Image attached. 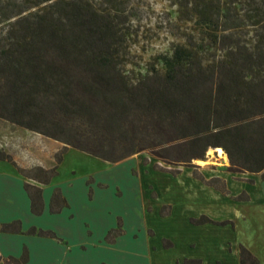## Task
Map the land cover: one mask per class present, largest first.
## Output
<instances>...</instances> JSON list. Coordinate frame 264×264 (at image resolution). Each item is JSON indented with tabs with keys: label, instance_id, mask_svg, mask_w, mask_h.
<instances>
[{
	"label": "trees",
	"instance_id": "16d2710c",
	"mask_svg": "<svg viewBox=\"0 0 264 264\" xmlns=\"http://www.w3.org/2000/svg\"><path fill=\"white\" fill-rule=\"evenodd\" d=\"M129 1L0 0V121L62 145L49 169H22L0 148V161L26 180L23 189L35 216L43 212L42 186L58 175L71 148L110 164L147 152L173 167H192L220 148L227 172L264 182V0H170L189 31L181 32L183 41L168 53L154 56L144 73L126 69ZM192 177L228 194L220 178L195 171ZM68 207L61 190L53 189L49 213ZM189 221L232 225L206 215ZM0 232L62 242L50 230L23 232L20 220L0 224ZM123 234L118 217L104 241L113 244ZM238 248L239 264H259L247 248ZM28 259L24 246L19 258L3 262Z\"/></svg>",
	"mask_w": 264,
	"mask_h": 264
},
{
	"label": "rangeland",
	"instance_id": "374dc122",
	"mask_svg": "<svg viewBox=\"0 0 264 264\" xmlns=\"http://www.w3.org/2000/svg\"><path fill=\"white\" fill-rule=\"evenodd\" d=\"M127 12L126 51L129 64L126 69L135 73H144L154 56L168 53L173 43L183 41L181 32L189 31L190 25L184 26L177 21L176 7L170 0H130ZM61 147L60 143L51 139L0 121V148L10 154L22 169L35 166L52 168L55 153ZM224 155L210 149L206 159L194 161L192 167H173L157 161L147 152L110 164L71 148L63 156L58 175L47 185L51 191L59 188L70 207L62 214L63 209L59 213L61 215L48 212L38 217L30 214L21 193L19 184L25 180L12 164L0 161V220H20L22 224L24 222L25 229H47L58 238L61 237L59 232L64 236L61 237L62 242L72 250L68 258L80 261L84 257L85 264L132 263L142 250L148 252L145 245L160 247L162 238L169 239L174 245L162 257L190 258L195 255L189 245L190 240L199 242L196 235L202 232L198 231L201 227L192 225L189 220L204 213L217 217L214 211L218 213L220 209L215 197L222 198L213 189L194 180L193 171L205 179L225 178L227 195L231 197V192H235V187L245 177L225 170L228 162ZM160 169H177L179 174L173 177ZM166 206L170 207L169 214L161 216L160 211ZM245 209L254 212L246 216ZM238 210L236 227L232 229L229 225L225 233L215 231L214 234L218 233L222 239L230 236L227 244L253 247L262 244L257 255L259 263L264 264V207L254 203L248 208L238 206ZM244 215L245 220L242 218ZM118 217L126 233L115 245H106L104 237L115 226ZM252 220L255 225L251 224ZM33 222L41 226L33 225ZM147 230L154 232L152 238L146 235ZM133 235H137V241H133ZM38 238H33L31 242L33 254L43 249L40 240L46 239ZM80 245L86 248L84 256L75 250Z\"/></svg>",
	"mask_w": 264,
	"mask_h": 264
},
{
	"label": "crops",
	"instance_id": "0c3cea01",
	"mask_svg": "<svg viewBox=\"0 0 264 264\" xmlns=\"http://www.w3.org/2000/svg\"><path fill=\"white\" fill-rule=\"evenodd\" d=\"M224 156L226 157V155H224ZM226 161L228 162L227 157H226ZM238 174L243 175L245 177H242L243 180H241L240 183L235 187V189H234L235 192H233V191L231 192V195L233 197H231L230 195L226 196L225 194H223V193H221V192H219V191H217L211 187L205 186L196 180L197 182H199L204 187L213 189L214 191L217 192L218 195L220 194L222 196V198H220L218 196L215 197L217 199V201L219 202L218 206L220 209V210H218V213L216 212L217 210L214 211V215H216L217 217L209 216L208 214H205V213L204 214L214 221L228 220V221L232 222V225H230V227H232V229H234V227H236V213L237 214L239 213L238 206H244L245 208H248L249 205L256 203V204H259V205L264 207V182L261 181L259 179V176H256V175L240 174V173H238ZM216 177L221 178L218 176H216ZM221 179L226 183L225 178H224L225 180L223 178H221ZM249 180H251L252 183L249 182ZM27 182H29L31 184H35L32 181H27ZM23 184H24V182L22 180V182H20V184H19L21 186V193L23 195V198L25 199V204L29 206V200H28L27 195L23 189ZM51 194H52V191L48 190L47 186L42 187L43 212H42L41 216L49 214L48 213L49 212V200H50ZM62 194H63V192H62ZM238 196H241L242 200L236 201L235 197H238ZM66 200H67V198H66ZM67 202H68V200H67ZM68 204H69V202H68ZM69 207H70V205H69ZM64 209L65 210L62 209L63 210L61 212L62 214H63V212L68 211L67 208H64ZM225 209H227V212L225 211ZM250 212H254V210H252V211L246 210V209L244 210V214L246 216H248V214ZM58 214H51V215H58ZM204 214H202V215H204ZM59 215H61V214H59ZM245 215H244V217H242L243 220L246 219ZM32 216L34 217L35 215H32ZM219 216H222V217H219ZM35 217H38V216H35ZM6 221L11 222V218L1 219L0 223L6 222ZM251 224L255 225L253 220H252ZM33 225L41 226L37 222H33ZM21 226H22V230H26L27 228L29 229V227H27L25 229L24 222H23V224L21 223ZM115 226H116V224H115ZM115 226L113 228H115ZM198 227H201L198 231H200L202 233L199 235H196V239L199 240V242H197L193 239L190 240L192 242H190L189 245L191 248H193V252L195 253V255L191 256L190 258L182 257V258H172V259L168 258L167 259V257L166 258L162 257V254H165V253L167 254V251L174 247L173 243L169 239L162 238V241L163 240L170 241L172 243V246L170 248H164L162 245V241H161L160 247H156L153 245H149V246L145 245V248L148 250V252L145 250L144 251L142 250L141 253L137 254V258H140V259L133 258V262L129 263V264H184L183 263L184 259H200L202 264H239V248L238 247H239V245L243 246V244H234V243L233 244H227V242H228L227 240H229L228 238L230 237L229 235H228L229 236L228 238L222 239V237H220V235L218 233L214 234L215 231H217V232L220 231L222 233L223 232L225 233L226 228L229 227V225L220 227V226H214L211 224H205V225H201ZM203 228H206V229H203ZM125 233L126 232L124 231V234L122 236L116 238V240L113 244H106V243L105 244L106 245H115L116 243H118V240H120L122 237H124ZM58 234L61 237H64L59 232H58ZM153 234H154V232L152 230L146 231V235L149 238H152ZM61 237H60V239H61ZM33 238H38V237L37 236H28V235L26 237H24L23 234H21V233L20 234H10V233H1L0 232V257L2 259L0 261V264H4L3 261L5 259H7L8 257L19 258L22 254L24 246L27 247L28 254H29V259H28V262L26 264H85L83 262L84 257L80 261H78V260L74 261V260H71L70 258H68V255L70 252H72V250L70 251L69 247L68 246L66 247L63 242H59V241L52 239V238H46L45 237L46 239H42L44 241L40 240L41 241L40 245L43 247V249L40 252L38 251V253L33 254L32 244H31ZM40 238H44V237H39L38 239H40ZM133 241H137V235H133ZM133 243H135V242H133ZM244 247L247 248L258 259L257 250H258V248L259 249L262 248V244L257 245V246L255 245L254 247L248 246L245 244ZM48 249H50L51 251H49ZM75 250L77 253L81 254V256H84V252L86 251V248L84 246L80 245L79 247H75ZM55 254H57V256H54ZM58 254H60V256ZM141 256H143V257H141ZM258 262H259V259H258ZM101 264H105V263L102 262ZM126 264H128V263H126Z\"/></svg>",
	"mask_w": 264,
	"mask_h": 264
},
{
	"label": "bare ground",
	"instance_id": "6f19581e",
	"mask_svg": "<svg viewBox=\"0 0 264 264\" xmlns=\"http://www.w3.org/2000/svg\"><path fill=\"white\" fill-rule=\"evenodd\" d=\"M216 151H217L218 154L221 155V156L224 154L223 151H222L220 148L216 149Z\"/></svg>",
	"mask_w": 264,
	"mask_h": 264
}]
</instances>
